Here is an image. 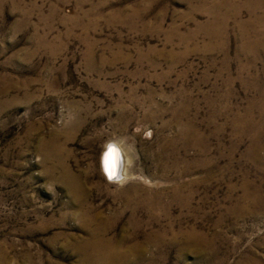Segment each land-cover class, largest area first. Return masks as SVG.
Listing matches in <instances>:
<instances>
[{
	"label": "rangeland",
	"instance_id": "rangeland-1",
	"mask_svg": "<svg viewBox=\"0 0 264 264\" xmlns=\"http://www.w3.org/2000/svg\"><path fill=\"white\" fill-rule=\"evenodd\" d=\"M244 3L0 0V264H97L94 222L124 246L153 235L122 264H264V206L247 209L264 200V28L235 22L264 8ZM134 188L153 214L133 216Z\"/></svg>",
	"mask_w": 264,
	"mask_h": 264
},
{
	"label": "bare ground",
	"instance_id": "bare-ground-1",
	"mask_svg": "<svg viewBox=\"0 0 264 264\" xmlns=\"http://www.w3.org/2000/svg\"><path fill=\"white\" fill-rule=\"evenodd\" d=\"M236 1L237 0H222L221 7L222 6H229L231 4H232L231 5V7H232L235 5L233 3H235ZM250 1L252 2L253 0H246V3L243 4L244 7L249 8V4L251 3ZM228 2L230 4H228ZM263 8H264V0H257L254 2V6L251 3L250 10L253 12L254 10H260ZM236 14H238V12L234 11L233 15H236ZM237 16L235 17V22L238 25V30L241 33L242 37L245 36L246 29H248V28L250 29L252 27V25L257 26L254 28V34L256 36H263L262 30L264 28V13L261 14V16L259 18L257 16L254 20H251L250 23L244 22L240 19H237ZM255 21H256V24L254 23ZM221 29H222L221 33L225 32V26L222 25ZM252 46L256 47L257 49L261 48L263 50L262 53H264V45L262 44L261 41H259V40L254 41L252 43ZM119 148L120 147H118L115 144L111 145V147L109 148V151L104 156V168H105L106 172L108 173L109 177L111 178V180L123 182V181L127 180L128 178L132 177V174L130 172H127V171H125V173L122 172L123 171L122 170L123 160H122ZM63 167H64V172L66 173L67 183H69V185L72 187L73 190L77 191V187L79 185L76 183L77 180L70 173L68 167H66V166H63ZM73 183H74V185H71ZM131 193L133 194L134 197L129 196V197H126L125 199L127 201L126 202L127 206H129V207L133 206V208H132L133 216L136 215L143 206L146 207V210L148 212H150V214L157 209V203H158L157 197L155 198L150 192H146L145 194H143L144 197L142 199H139L137 197L138 196V190L137 189L134 188L131 191ZM79 197H81V196H79ZM258 198H259V201L261 200V202H260L261 204L259 206H257L255 209L248 207L247 209L249 210V212L257 211V210L263 208L262 206H264V200L260 197H258ZM243 199L247 201L248 196L245 195ZM249 201L250 202L253 201L252 195L249 196ZM161 212H163L162 215L165 217H169V215H170V212H168V209H165L163 207H162ZM98 218H100V217H96V219H98ZM82 219L85 220L89 226L92 225V222L95 221L94 217L88 218V217L82 216ZM152 219L157 220L156 217H154V216H152ZM130 224L134 225L132 222ZM85 225H86V223H85ZM148 225H150V224H148ZM93 226H96V228L91 231V235H89V238H87V241H86L87 242L86 247H85L87 249L86 258L88 259V261L94 260L97 264L98 263L122 264L125 259L127 261L128 257L130 255H133L134 253H139L141 256H143V252L145 251V243L146 244L152 243V242H150L149 238H150V236H153V235H150V233L147 234L145 239L143 240V242H142L143 245H141V244L138 245V243L136 244V242H134L128 246H126V245L124 246L122 244L123 242L113 243V241L111 239H107L105 237L107 230L105 229V227H103L102 223L98 224V223L94 222ZM135 226H136L135 230H133L131 232L127 231L125 233V237L127 239L134 241L135 238L137 237L138 230H139L141 225L136 224ZM191 233H192V235L189 234L188 236H189V238L196 240L195 242H201V240H203L201 235L197 236L193 231H191ZM164 235H166V232L162 235L163 239L165 238ZM172 235L174 236V238H172L173 241H175L176 239H179L177 237L179 235V233H174ZM186 235L187 234H185L184 237ZM159 236H161V235H159ZM199 237H201V240ZM155 238L156 237L154 236V238L152 240L153 241L154 240L155 241H161L160 239H155ZM210 246L208 245V247H210ZM200 247H201V249L198 250V253H203V248L201 245H200ZM198 248H199V245H198ZM210 248H212V247H210ZM206 251H207V249H206ZM183 253H185V252H183ZM211 253L213 254L212 251H211ZM141 256H138V257H141ZM241 264H263V263L261 262L260 259H258L256 257L247 256V258Z\"/></svg>",
	"mask_w": 264,
	"mask_h": 264
}]
</instances>
